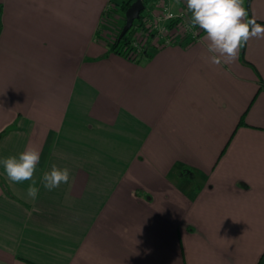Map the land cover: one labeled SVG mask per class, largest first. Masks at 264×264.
<instances>
[{
    "label": "crops",
    "instance_id": "crops-1",
    "mask_svg": "<svg viewBox=\"0 0 264 264\" xmlns=\"http://www.w3.org/2000/svg\"><path fill=\"white\" fill-rule=\"evenodd\" d=\"M116 4L0 0V159L40 152L34 201L0 165V264H264V39L135 61L109 52Z\"/></svg>",
    "mask_w": 264,
    "mask_h": 264
},
{
    "label": "clouds",
    "instance_id": "clouds-1",
    "mask_svg": "<svg viewBox=\"0 0 264 264\" xmlns=\"http://www.w3.org/2000/svg\"><path fill=\"white\" fill-rule=\"evenodd\" d=\"M244 0H186L187 11L191 13L187 29L198 27L208 41L206 51L210 63L216 66L233 63L240 49L253 38L264 39V26L255 19H248ZM40 152L28 146L18 155L0 159L7 178L13 183L31 181L27 195L34 201L39 188L33 179ZM69 169L52 165L42 176L45 189L51 191L62 183H68Z\"/></svg>",
    "mask_w": 264,
    "mask_h": 264
},
{
    "label": "built area",
    "instance_id": "built-area-1",
    "mask_svg": "<svg viewBox=\"0 0 264 264\" xmlns=\"http://www.w3.org/2000/svg\"><path fill=\"white\" fill-rule=\"evenodd\" d=\"M141 1L145 9L140 14L139 20L135 21L137 26L131 28L129 36L131 44L123 50L126 58L140 61L149 56V51L152 49L183 46L201 39L204 32L198 27L187 29L190 18L184 10L186 0ZM175 6H181V8L174 10ZM136 28L140 31V38L134 40L131 34Z\"/></svg>",
    "mask_w": 264,
    "mask_h": 264
},
{
    "label": "trees",
    "instance_id": "trees-1",
    "mask_svg": "<svg viewBox=\"0 0 264 264\" xmlns=\"http://www.w3.org/2000/svg\"><path fill=\"white\" fill-rule=\"evenodd\" d=\"M135 1L136 0H126L121 3H118L113 9H109L105 11L102 17L105 19V21H108L110 19L111 20L115 19L118 16V14L119 15L121 14L123 17H125V12ZM250 2L251 0H246V3H245V9L247 10V13H248V19H251L249 15ZM136 26H137V23L134 22L132 29L135 28ZM132 29H130V31L120 41L118 40L119 34L116 36V38L113 40V42L111 43L109 47L110 53L125 57L123 50L128 48L131 44L129 36H130ZM2 135L3 134H0V138L2 137Z\"/></svg>",
    "mask_w": 264,
    "mask_h": 264
},
{
    "label": "water",
    "instance_id": "water-1",
    "mask_svg": "<svg viewBox=\"0 0 264 264\" xmlns=\"http://www.w3.org/2000/svg\"><path fill=\"white\" fill-rule=\"evenodd\" d=\"M145 7L141 0H136L125 12L124 26L119 34L118 40L120 41L132 28L135 21H138L140 14L144 11Z\"/></svg>",
    "mask_w": 264,
    "mask_h": 264
},
{
    "label": "rangeland",
    "instance_id": "rangeland-1",
    "mask_svg": "<svg viewBox=\"0 0 264 264\" xmlns=\"http://www.w3.org/2000/svg\"><path fill=\"white\" fill-rule=\"evenodd\" d=\"M118 3H121L122 2V0H116ZM174 10H176V8H174ZM124 17L120 14H118V16L115 18V19H113V20H108L109 22V29H110V34L108 35L109 36V38H111L110 40L111 41H113L115 38H116V36L118 35V34H120V32H121V30H122V28H123V26H124ZM139 30L136 28V30L131 34V37H132V39L134 38V40L136 39V38H140V31L138 32Z\"/></svg>",
    "mask_w": 264,
    "mask_h": 264
}]
</instances>
